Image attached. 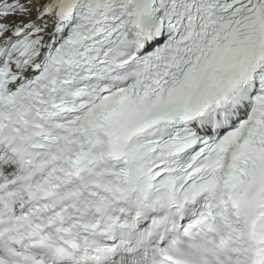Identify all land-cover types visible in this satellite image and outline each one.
I'll use <instances>...</instances> for the list:
<instances>
[{
  "label": "snow or ice",
  "instance_id": "obj_1",
  "mask_svg": "<svg viewBox=\"0 0 264 264\" xmlns=\"http://www.w3.org/2000/svg\"><path fill=\"white\" fill-rule=\"evenodd\" d=\"M0 264H264V0H0Z\"/></svg>",
  "mask_w": 264,
  "mask_h": 264
}]
</instances>
